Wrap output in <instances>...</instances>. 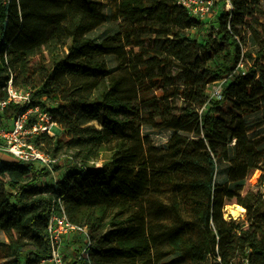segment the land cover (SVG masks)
Returning <instances> with one entry per match:
<instances>
[{
	"label": "trees",
	"instance_id": "trees-1",
	"mask_svg": "<svg viewBox=\"0 0 264 264\" xmlns=\"http://www.w3.org/2000/svg\"><path fill=\"white\" fill-rule=\"evenodd\" d=\"M58 1L70 10L47 57L40 50L33 61L37 48L15 47L23 38L18 1L0 0V99L9 81L29 90L31 104L61 130L35 143L53 157L76 151L54 185L43 181L47 168L0 160V222L8 225L0 264L49 258L47 225L58 199L72 223L91 230L88 259L73 264H202L208 257L212 264H264V184L245 191L255 170L264 177V0H232L203 42L187 34L198 23L174 0ZM144 43L161 54L134 50ZM242 56L252 65L232 77ZM128 78L138 86V104L117 96ZM223 79L220 97L208 98V87ZM164 93L181 100L178 111L158 110ZM23 109L10 103L0 124ZM95 120L100 128H89ZM143 126L172 132L165 154L153 152ZM160 194L174 196L188 218L173 210L171 224L148 219L171 208ZM233 203L246 209L243 220L224 219ZM121 212L131 218L118 221ZM145 236L148 244L134 242Z\"/></svg>",
	"mask_w": 264,
	"mask_h": 264
},
{
	"label": "rangeland",
	"instance_id": "rangeland-1",
	"mask_svg": "<svg viewBox=\"0 0 264 264\" xmlns=\"http://www.w3.org/2000/svg\"><path fill=\"white\" fill-rule=\"evenodd\" d=\"M19 3V8L22 16V35L23 38L19 40L16 44L17 49H25L28 47H35L37 48L36 56L34 57L33 61L40 60V50H42L43 54L47 57V44L50 42L51 37L54 35L57 25L63 20V18L68 14L70 7L67 3L58 1V0H17ZM213 12L207 18L203 19L201 22H197L198 24L187 31L189 36L199 42H203L208 34V28L214 21ZM262 20H264V13L261 15ZM248 48H244L243 52H247ZM135 51H139L145 55H152L159 56L161 52L159 48L155 47L152 43H144L139 48L135 47ZM242 61L237 65L235 68L233 76L244 75L246 70L252 65V62L248 61L247 57L242 56ZM220 60L216 59L214 64H218ZM212 66V63H210ZM213 64V65H214ZM214 84L208 87V98H214L212 96ZM160 90L164 91V88ZM117 96L122 101H128L132 104H138L140 101V95L138 91V86L133 78H128L125 81L121 82L116 87ZM157 92V91H156ZM211 92V93H210ZM181 106V100L178 97H169L167 93H164V96L159 100L158 110L163 112H176L178 111L179 107ZM6 125L9 126V121L5 122ZM57 125V124H56ZM56 130V134L60 133L61 130L57 126L54 127ZM89 128L98 129L100 128V123L98 120L93 121L89 124ZM233 129L230 128V132ZM142 134L147 136L148 142L150 145L155 146V152L158 157L165 154L166 143L173 139L172 132L164 129H151L147 126H143ZM223 132V130H222ZM243 134L239 135L237 132L234 134L242 136V137H251L255 135L256 132L247 133L242 131ZM55 136V135H54ZM114 143V141H113ZM76 151L72 149H64L60 153H58L55 158V163L52 164L50 170H48V174L44 176L43 181L45 183H49L51 185L56 184L68 171L70 167L73 166L71 162L72 157H74ZM108 155L107 152L102 153V156L105 157ZM53 157V156H52ZM92 161L90 162V164ZM97 165L101 164V161H96ZM37 167L40 168L38 164H35ZM42 167V166H41ZM228 173V172H227ZM226 170L221 174H227ZM263 175L262 170H255L247 180L245 191H249L252 193L257 192L260 188V184H264V177L260 180ZM160 198L164 200L171 208H168V211H163L162 214L154 215L151 219L155 224H171L172 217L171 211L176 210L181 212V214L185 217L186 214L180 208L179 203H173L174 196H168L166 194H160ZM171 199V200H170ZM239 207H242L243 210H240ZM229 209L239 210L237 215H234L229 211ZM118 214V213H116ZM115 216L114 213H111L110 219ZM246 216V209L236 203L226 205L223 208V217L225 220H243ZM131 218V214H125V212H121L119 215H116V219L118 221L125 222L126 220ZM7 223L5 221L0 222V240L3 239L6 235V228ZM90 232V228H88ZM148 236L140 237L134 239V242L138 245H146L148 244ZM84 245V237L80 233H69L65 235L60 243V252L64 258V260L68 264H73L75 261L79 260V256L82 252V248ZM163 247V246H161ZM165 248V247H164ZM165 250V249H164ZM213 258L208 257L202 264H212ZM49 264V263H45Z\"/></svg>",
	"mask_w": 264,
	"mask_h": 264
},
{
	"label": "built area",
	"instance_id": "built-area-1",
	"mask_svg": "<svg viewBox=\"0 0 264 264\" xmlns=\"http://www.w3.org/2000/svg\"><path fill=\"white\" fill-rule=\"evenodd\" d=\"M174 1L182 6L190 18L196 22H201L213 12L214 21L208 30L217 27L216 20L220 13H229L233 9L232 0ZM1 2L7 4L9 0H1ZM224 81L225 79L213 83L215 88H213L212 96L214 98L220 97ZM6 92L7 98L0 99V110H3L10 103L22 106L24 109L16 117L9 120V126L6 123L0 124V154L11 156L19 164L34 163L38 164L40 168L44 167L50 170L56 158L42 150L34 139L41 134H47L50 137L56 135L54 128L57 126L56 123L52 122L50 114L46 110L38 105L33 106L31 104V92L29 90L14 88L11 81H9ZM69 233H80L83 235L84 245L79 260H87L90 246L88 228L72 223L69 220L63 202L58 199L51 209L47 225L50 255L41 264L45 262L49 264H68L60 252V243L63 237ZM242 264H248L247 259H244Z\"/></svg>",
	"mask_w": 264,
	"mask_h": 264
},
{
	"label": "bare ground",
	"instance_id": "bare-ground-1",
	"mask_svg": "<svg viewBox=\"0 0 264 264\" xmlns=\"http://www.w3.org/2000/svg\"><path fill=\"white\" fill-rule=\"evenodd\" d=\"M229 132H230V130L229 129H224L223 130V133L224 134H229ZM237 132V134H243L241 131H236ZM240 208V210H243V208L242 207H239ZM229 211L231 212V213H233L234 215H237L238 214V212H239V210L237 209V210H234V209H229Z\"/></svg>",
	"mask_w": 264,
	"mask_h": 264
},
{
	"label": "crops",
	"instance_id": "crops-1",
	"mask_svg": "<svg viewBox=\"0 0 264 264\" xmlns=\"http://www.w3.org/2000/svg\"><path fill=\"white\" fill-rule=\"evenodd\" d=\"M0 160L7 161V162H15L11 156L3 155V154H0Z\"/></svg>",
	"mask_w": 264,
	"mask_h": 264
}]
</instances>
